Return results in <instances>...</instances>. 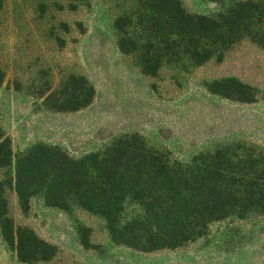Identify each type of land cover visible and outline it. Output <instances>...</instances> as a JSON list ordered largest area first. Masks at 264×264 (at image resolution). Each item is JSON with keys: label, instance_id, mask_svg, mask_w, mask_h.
<instances>
[{"label": "rangeland", "instance_id": "rangeland-1", "mask_svg": "<svg viewBox=\"0 0 264 264\" xmlns=\"http://www.w3.org/2000/svg\"><path fill=\"white\" fill-rule=\"evenodd\" d=\"M141 1L4 0L0 129L11 141L13 161L0 168V180H12L6 197L14 229L31 228L55 246V254L37 264H264V212L212 222L205 235L176 248L142 251L116 242L104 217L79 206H50L42 194L26 209L21 204L17 159L38 144L84 159L138 134L183 163L227 146L264 154V45L245 36L202 64L164 61L155 76L147 75L138 53L119 49L115 28ZM180 1L190 13L217 16L245 0ZM71 76L86 79L94 98L77 111H59L47 99ZM228 78L249 85L252 101L217 93L213 83ZM142 211L128 203L121 222ZM0 264H27L3 235L1 221Z\"/></svg>", "mask_w": 264, "mask_h": 264}, {"label": "trees", "instance_id": "trees-1", "mask_svg": "<svg viewBox=\"0 0 264 264\" xmlns=\"http://www.w3.org/2000/svg\"><path fill=\"white\" fill-rule=\"evenodd\" d=\"M263 24L264 3L255 0L238 1L217 16L190 13L180 0H142L136 11L115 21V28L119 49L138 53L144 73L155 76L164 61L186 58L202 64L245 36L264 45ZM212 86L228 97L253 99L254 90L235 78ZM94 94L86 79L71 76L47 102L59 111H77ZM12 161L11 141L0 129V168ZM11 184V179L0 180L3 235L16 243L21 261L37 264L56 248L31 228L14 229L6 197ZM15 189L25 209L42 194L50 206H79L104 217L116 242L142 251L176 248L205 235L212 222L264 212V154L244 145L227 146L183 163L138 134L125 135L84 159L38 144L17 159ZM128 203L143 211L122 223Z\"/></svg>", "mask_w": 264, "mask_h": 264}]
</instances>
